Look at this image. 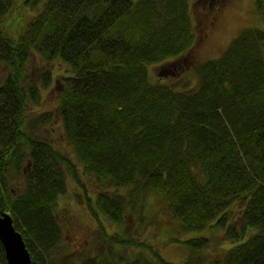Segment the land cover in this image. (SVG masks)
Listing matches in <instances>:
<instances>
[{"label":"trees","instance_id":"trees-1","mask_svg":"<svg viewBox=\"0 0 264 264\" xmlns=\"http://www.w3.org/2000/svg\"><path fill=\"white\" fill-rule=\"evenodd\" d=\"M255 7L264 19V0ZM190 8L189 0H0V212H11L32 264H56L62 253L65 227L55 207L68 174L86 191L85 178L94 180L89 211L113 223L137 215L149 195L157 213L171 214L170 241L188 248L187 258L156 252L133 264H264V28L243 29L197 66V80H153L150 64L170 61L166 72L196 45ZM32 57L47 72L41 81ZM58 65L66 73H59L56 110L81 165L24 126L27 104L42 101L39 82L50 86ZM52 115L30 121L36 128ZM233 204L240 207L234 218ZM98 221L111 245H128ZM206 227H221L232 240L251 234L205 258L210 236L181 233ZM105 253L103 263H122L120 252ZM0 264H7L1 240Z\"/></svg>","mask_w":264,"mask_h":264},{"label":"rangeland","instance_id":"rangeland-1","mask_svg":"<svg viewBox=\"0 0 264 264\" xmlns=\"http://www.w3.org/2000/svg\"><path fill=\"white\" fill-rule=\"evenodd\" d=\"M191 4V19L197 33V43L185 55L186 60L180 59L181 64L169 67L175 68L177 72L172 73L169 69L164 72L165 63L170 61H161L149 65L150 77L153 80H160L173 84L176 78L189 77L192 80L198 79L197 66L210 57H216L228 46V44L245 28L248 26H258L264 28V19L258 15L255 7V0H189ZM224 4L223 9L221 5ZM216 14V22L210 21L214 14ZM30 13V12H29ZM208 13V14H207ZM18 20V19H17ZM9 25V29L16 27L18 21ZM206 21V23H204ZM210 25L208 31L203 32V26ZM207 28V27H206ZM11 29V30H12ZM210 30L213 33L210 34ZM12 32V31H11ZM204 37L202 38V35ZM178 61V62H180ZM61 64V63H58ZM30 69L34 77L40 73L39 80L45 78L46 74L41 62H37L35 57L31 58ZM54 70V69H53ZM42 71V72H39ZM6 71L2 72L6 75ZM35 73V74H34ZM59 73H66V67L62 65L56 66L53 71V81L50 86L43 87L40 84V91L42 93V101L39 104H27L26 108L27 120L25 130L39 139H48L56 144L63 152L66 153L75 163L81 165L74 156L73 146L63 137V119L59 115L56 107L58 105V96L62 89V78ZM31 76V77H33ZM183 76V77H182ZM47 78V77H46ZM181 86H184L183 84ZM44 111H53L52 120L48 123H42L38 127H34L30 121L33 116L38 117ZM42 118V117H41ZM31 163V161H30ZM28 163V165H30ZM30 166H28L29 168ZM67 177V189L64 194L58 199L59 220L65 227V235L61 243L62 253L55 258L56 264H82L86 261L92 262L96 259V264H105L107 253L120 252L121 264H133L136 258L144 259L145 257L152 259L155 254L160 253L163 257L173 262L180 263L187 258L190 251L181 243L171 242L172 235L176 227L170 225V213L156 212L159 207L158 200L155 195H149L145 206L140 209L139 218L137 215L132 216L128 214L124 219V224L113 223L108 217L102 215H94L90 212L91 207L86 202V195H90L93 201L96 200L97 187L94 180L85 178V182L89 186L87 191L80 188L74 177ZM94 184V186H93ZM91 187V188H90ZM93 187V189H92ZM15 188V185H14ZM116 187L112 185L107 190L111 193L116 191ZM94 190V191H93ZM80 197H82L80 199ZM85 198V203L82 199ZM68 206V209L67 208ZM66 207V208H65ZM90 210V211H89ZM163 211V210H162ZM232 218L240 214V207L233 204L229 208ZM137 216V220L135 219ZM98 218L103 222V225L109 232H121L124 237L130 239L127 246L110 245L102 237L100 231L102 224L99 223ZM231 218V219H232ZM135 219V220H134ZM177 224V223H176ZM236 225L241 229L243 224L236 222ZM176 226V225H175ZM177 231V230H176ZM112 233V234H113ZM180 234V232L178 231ZM251 232H246L244 237L239 240H232L228 238L226 232L221 227H206L199 230H188L182 234L183 239L192 236L208 235L211 238V247L207 248L202 254L205 258L209 256L223 255L231 246L249 237ZM127 236V237H126ZM134 240L136 243L130 242ZM2 241V239L0 238ZM169 241V242H168ZM3 242V241H2ZM4 244V243H3ZM115 258V257H114ZM114 260V259H113Z\"/></svg>","mask_w":264,"mask_h":264},{"label":"water","instance_id":"water-1","mask_svg":"<svg viewBox=\"0 0 264 264\" xmlns=\"http://www.w3.org/2000/svg\"><path fill=\"white\" fill-rule=\"evenodd\" d=\"M0 238L5 245L8 264H32L25 241L15 229L12 216L6 212L0 213Z\"/></svg>","mask_w":264,"mask_h":264},{"label":"bare ground","instance_id":"bare-ground-1","mask_svg":"<svg viewBox=\"0 0 264 264\" xmlns=\"http://www.w3.org/2000/svg\"><path fill=\"white\" fill-rule=\"evenodd\" d=\"M170 70L172 71V73H173V75H174V73L175 72H177V70L176 69H173V68H170ZM168 83H170V81L168 82ZM82 197H80V199H81ZM82 201H83V203H85L84 201H85V198H83L82 199ZM68 207V206H67ZM61 208V207H60ZM60 208L58 209V206H56L55 207V211H56V214H57V216H59V210H60ZM66 208V207H65ZM67 209V208H66ZM69 210V209H68ZM3 212H6V213H9L10 215H11V212H9V211H2V212H0V213H3ZM12 216V215H11ZM12 219H13V217H12ZM13 225H14V221H13ZM14 227H15V229L21 234V236H22V238H23V240L25 241V244H26V240H25V238H24V235H23V233L20 231V230H18L17 228H16V226L14 225ZM64 235H65V232H64ZM64 238V237H63ZM109 242V241H108ZM3 243V242H2ZM110 243V242H109ZM4 245V244H3ZM111 245V244H110ZM5 246V245H4ZM26 246V248H27V250L30 252V254H31V257H32V262H33V253H32V251L30 250V248L27 246V244L25 245ZM7 264H8V259H7Z\"/></svg>","mask_w":264,"mask_h":264},{"label":"flooded vegetation","instance_id":"flooded-vegetation-1","mask_svg":"<svg viewBox=\"0 0 264 264\" xmlns=\"http://www.w3.org/2000/svg\"><path fill=\"white\" fill-rule=\"evenodd\" d=\"M222 6H224V4H222L221 5V8L223 9V7ZM208 14V13H207ZM214 14H215V12H214ZM216 18H217V16H216V14L215 15H213V17H212V19L210 20V21H212L213 20V25H214V22H216L217 20H216ZM204 23H206V21H204ZM207 27V28H206ZM206 27L205 26H203V32L204 31H208L207 29L210 27V25H206ZM205 33V32H204ZM213 33V30H210V34H212ZM204 37V34L202 35V38ZM67 210H68V207H67Z\"/></svg>","mask_w":264,"mask_h":264}]
</instances>
